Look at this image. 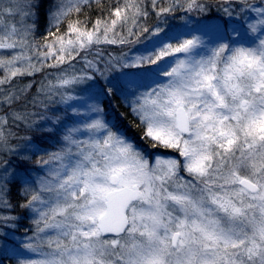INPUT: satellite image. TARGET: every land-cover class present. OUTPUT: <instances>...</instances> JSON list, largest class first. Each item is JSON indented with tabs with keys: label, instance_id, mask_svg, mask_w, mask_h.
Masks as SVG:
<instances>
[{
	"label": "snow or ice",
	"instance_id": "6c2138e0",
	"mask_svg": "<svg viewBox=\"0 0 264 264\" xmlns=\"http://www.w3.org/2000/svg\"><path fill=\"white\" fill-rule=\"evenodd\" d=\"M44 2L0 0V264H264V0Z\"/></svg>",
	"mask_w": 264,
	"mask_h": 264
},
{
	"label": "trees",
	"instance_id": "16d2710c",
	"mask_svg": "<svg viewBox=\"0 0 264 264\" xmlns=\"http://www.w3.org/2000/svg\"><path fill=\"white\" fill-rule=\"evenodd\" d=\"M105 10H107L109 5H114L116 0H102ZM48 7V3L47 0H45L44 4L41 7L40 10V18H39V30L36 33L35 38L37 40L42 41L44 36H47L48 34V30H49V25L47 23L46 17H45V11L47 10ZM101 15L100 9L94 4L91 8H85L84 12L80 15V19L84 20L87 19L89 21V27L91 26V21L95 20L97 16ZM188 14L186 13H178L176 15L175 18L173 17H167V22L168 25L173 26L174 28L177 27H183V21L180 19V16H187ZM218 14L215 12V9H213L211 12H209L208 17L211 16H217ZM208 17H204V16H199L196 14H192L191 16H188V19L190 20V27H195L196 24L200 23L201 21L207 20ZM75 18V17H73ZM218 22V21H217ZM66 23V22H65ZM149 23H151V21H149ZM230 24H241V21H229ZM63 27V26H62ZM52 31H55V29H51ZM191 34H199V33H191ZM105 49V54L107 53H111L113 56H119L122 52H127L129 50V48H132V53H135V47L131 46V45H126V46H102ZM139 47V46H137ZM37 80L40 79L39 76L36 77ZM73 95L79 97L76 100L70 101L68 105H59L58 107L60 108V115L64 114V111H67V116H64V122L66 126H73L75 124V122L80 121L83 122L84 120L87 119L86 116H84L83 114L86 113L87 111V104L88 103H92L93 101H91L89 99L90 96V92L87 89L86 85H80L78 86L73 92ZM76 113H80L81 115H74V111ZM121 111H126V109H121ZM131 119V117L129 116V120ZM125 125L127 126L128 121H124ZM58 127V126H57ZM130 133L132 135H136V132L130 129ZM33 139L40 144L41 147H46L49 148V150H54L53 147V141L48 139V140H44L41 138V136L39 134H36ZM163 151V150H161ZM171 155H175L174 153L168 152ZM167 154V153H165ZM13 202L16 201V199H18V197L16 196V189H13ZM27 223V222H25ZM14 264V262H13Z\"/></svg>",
	"mask_w": 264,
	"mask_h": 264
},
{
	"label": "rangeland",
	"instance_id": "374dc122",
	"mask_svg": "<svg viewBox=\"0 0 264 264\" xmlns=\"http://www.w3.org/2000/svg\"><path fill=\"white\" fill-rule=\"evenodd\" d=\"M166 155H171L170 153H167ZM23 258V257H22ZM33 258H36V257H33ZM14 264H16V262L14 261Z\"/></svg>",
	"mask_w": 264,
	"mask_h": 264
}]
</instances>
